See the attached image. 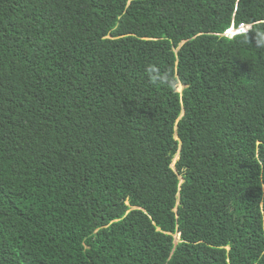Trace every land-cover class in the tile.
<instances>
[{"label": "trees", "instance_id": "16d2710c", "mask_svg": "<svg viewBox=\"0 0 264 264\" xmlns=\"http://www.w3.org/2000/svg\"><path fill=\"white\" fill-rule=\"evenodd\" d=\"M261 33L264 0H0V264H264Z\"/></svg>", "mask_w": 264, "mask_h": 264}, {"label": "clouds", "instance_id": "9594fccd", "mask_svg": "<svg viewBox=\"0 0 264 264\" xmlns=\"http://www.w3.org/2000/svg\"><path fill=\"white\" fill-rule=\"evenodd\" d=\"M245 25L251 26L246 32H239L238 31L240 25L238 27H235L234 25H232L229 29H227L225 31L224 35H226L228 37H234V36L239 35V34L247 33L252 28V25L251 24H245ZM261 37L262 38L260 40V45H264V33H261ZM146 74L148 75L150 81L153 83H164V84L174 83V81L171 80V78L169 77V75L167 73H161L159 68L154 66V65H149L146 68ZM179 86H182V90H178V88H177V90L179 92H182L185 86L183 84H181L180 82L178 84V87ZM183 115H184V111H183L180 119L183 117ZM176 157H175V161L177 160ZM172 166H173V164H172ZM178 237H179V235H178Z\"/></svg>", "mask_w": 264, "mask_h": 264}, {"label": "built area", "instance_id": "2783aa9c", "mask_svg": "<svg viewBox=\"0 0 264 264\" xmlns=\"http://www.w3.org/2000/svg\"><path fill=\"white\" fill-rule=\"evenodd\" d=\"M251 26L245 25V24H241L239 26V32H246Z\"/></svg>", "mask_w": 264, "mask_h": 264}, {"label": "rangeland", "instance_id": "374dc122", "mask_svg": "<svg viewBox=\"0 0 264 264\" xmlns=\"http://www.w3.org/2000/svg\"><path fill=\"white\" fill-rule=\"evenodd\" d=\"M178 90H182V86H179V87H178ZM174 164H175V160H174V162H173V167L175 168V165H174ZM178 238H179V237H178V235H177V237H176V242L178 241Z\"/></svg>", "mask_w": 264, "mask_h": 264}, {"label": "water", "instance_id": "95a60500", "mask_svg": "<svg viewBox=\"0 0 264 264\" xmlns=\"http://www.w3.org/2000/svg\"><path fill=\"white\" fill-rule=\"evenodd\" d=\"M178 158H179V155H177L176 159H178Z\"/></svg>", "mask_w": 264, "mask_h": 264}]
</instances>
